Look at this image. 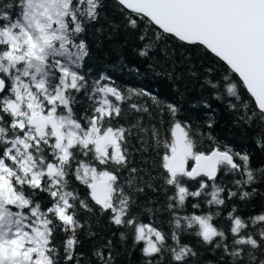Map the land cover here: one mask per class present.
<instances>
[{
  "label": "snow or ice",
  "instance_id": "obj_1",
  "mask_svg": "<svg viewBox=\"0 0 264 264\" xmlns=\"http://www.w3.org/2000/svg\"><path fill=\"white\" fill-rule=\"evenodd\" d=\"M116 4L144 42L140 56L152 59L157 41L168 37L214 58L207 72L222 65L217 81L206 83L217 99L233 98L228 108L238 123L259 122L256 143L264 149V0ZM103 15L104 0L0 3V264H120L137 248L143 264H195L198 252L181 240L186 233L219 250L221 264H264V210L242 216L228 203L250 201L264 168L219 139L214 118L203 125L177 119L174 104L166 105V129L141 119L119 123L132 95L159 101L84 71L85 34ZM82 100L87 107L77 112ZM133 138L139 148L132 149ZM149 149L155 158L134 166L133 152L143 158ZM145 189L164 192L169 229L134 211ZM105 215L118 241L102 238L81 251V236L95 237L96 218Z\"/></svg>",
  "mask_w": 264,
  "mask_h": 264
},
{
  "label": "trees",
  "instance_id": "obj_2",
  "mask_svg": "<svg viewBox=\"0 0 264 264\" xmlns=\"http://www.w3.org/2000/svg\"><path fill=\"white\" fill-rule=\"evenodd\" d=\"M2 2L5 0H0V3ZM85 39L90 54L85 59L84 71L90 79L108 76L121 90L151 92L159 101V104H156L148 96L132 95L122 105L123 113L119 123H134L137 119H141L145 125L155 124L161 130L166 129L171 119L166 105L174 104L180 110L177 119L193 120L203 125L209 117L214 118L216 121L214 134L237 151L250 153L253 167L264 168V149L256 143L261 132L259 122L238 123L239 113L228 108V102L233 98L225 96L223 99H217L216 90L206 83L207 80L216 82L218 71L222 67L217 64V71H206L207 67L214 63V58L197 49L185 50L168 37H162L157 41L151 52L152 59L140 56L139 51L144 42L138 39L136 30L126 26L116 0H104V15L86 32ZM166 72H171L173 79H169ZM177 76L180 77L179 80L176 79ZM205 102L210 107H205ZM133 103L147 106L149 112L138 113L132 110L130 105ZM86 107L82 100L75 106V110L82 112ZM130 144L132 149L140 147L134 138L130 140ZM202 147L206 149L207 143ZM133 155V163L137 167L144 166V160L150 161L155 158V154L150 149L143 154V158L140 152L134 151ZM254 187L257 193L250 201L242 202L233 198L228 202L236 204L242 216L264 210V181L258 182ZM80 191L83 194L85 189L81 186ZM164 200V192L145 189L144 193L137 195L134 211L145 222L150 218L157 219L167 230L169 229L168 213L162 211ZM203 210L208 209L205 206ZM229 210L230 208L223 209V215L226 216ZM191 211H193L191 208L187 210V212ZM96 220L98 222L94 223L93 230L97 235L91 238L86 235L81 236L80 250L85 253L90 252L94 243H102L103 239H112L114 242L119 239V230L107 222L106 215L97 217ZM220 222L222 225L226 223L223 219H220ZM113 233L117 235L114 236ZM181 240L198 252V257L194 258L195 264H221L219 250L214 251L211 246L204 245L195 234H183ZM120 264H143V257L138 248L130 250L129 255L122 257Z\"/></svg>",
  "mask_w": 264,
  "mask_h": 264
}]
</instances>
